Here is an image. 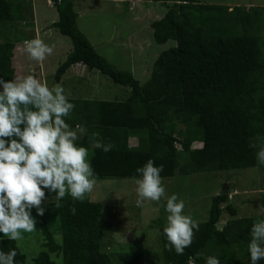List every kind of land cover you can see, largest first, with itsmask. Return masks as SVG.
Masks as SVG:
<instances>
[{
  "label": "trees",
  "instance_id": "16d2710c",
  "mask_svg": "<svg viewBox=\"0 0 264 264\" xmlns=\"http://www.w3.org/2000/svg\"><path fill=\"white\" fill-rule=\"evenodd\" d=\"M28 1L0 0V76L5 80L16 77L15 49L31 39L21 27L32 21ZM52 1L58 20L51 26L73 44L55 80L60 82L71 68H82L83 73L86 69L99 71L129 90L119 100L69 97L75 108L67 122L73 127L85 125L87 132L77 142L93 151L88 158L96 180L133 178L135 169L149 158L163 166L162 178H171L176 171L188 175L256 167L258 148L252 145L264 137V6L145 0L165 7L163 16L150 24L154 41L165 44L173 40L175 45L159 54L149 80L141 83L131 70L117 68L95 49L78 25L74 0ZM93 132L113 146L111 151L91 147ZM136 138L138 145L134 146L131 142ZM195 143L202 146L193 148ZM232 203L229 193L215 195L207 219L197 222L199 230H194L191 246L179 256L165 248L162 218L151 219L149 226L158 227L160 242L147 262L139 241L125 245L109 239L101 222L108 216L91 193L83 201L66 194L61 208L50 203L39 218L34 235L44 239V249L32 261L188 264L192 257L193 264H204L205 256L216 255L220 264H248L249 230L260 217H240L238 206ZM261 203L264 209V196ZM73 207L75 214L70 211ZM225 209L231 218L220 226ZM134 213L139 211L131 213L137 218ZM0 241V250L15 248L16 264H26L27 255L18 241L7 237Z\"/></svg>",
  "mask_w": 264,
  "mask_h": 264
},
{
  "label": "rangeland",
  "instance_id": "374dc122",
  "mask_svg": "<svg viewBox=\"0 0 264 264\" xmlns=\"http://www.w3.org/2000/svg\"><path fill=\"white\" fill-rule=\"evenodd\" d=\"M74 2V8L78 13V25L95 49L109 58L117 68L131 70L141 83L149 80L153 63L159 54L175 45L173 40L157 44L152 37L151 22L162 17L165 12V7L158 2L145 0L130 3L114 0ZM201 2L243 4L247 7L264 6V0H201ZM51 4L49 0L28 1L26 8L29 9V17L33 22L30 20V24H21V27L31 39L40 38L51 46L53 52L42 62H37L28 57L23 43H20L15 49L16 77L32 74L42 82H47L49 87L54 83H60L70 98L119 100L124 98L127 92L129 94L127 88L115 84L109 77L96 70L86 69L83 73L82 68H71L62 76L60 82L55 80L57 69L72 51L73 44L68 36L51 26L58 20L57 9L53 3ZM131 144L138 145V138ZM200 146L201 143H195L193 148ZM92 153V150L88 151L89 158L91 156L89 154ZM162 183L165 186V197L177 194L185 203L184 214L190 215L196 222L207 219L212 199L220 193H229L232 204L238 206L240 217L256 216L264 219L261 203L264 196V168L256 166L188 175L176 171L173 177L162 178ZM135 188L133 178L98 179L91 196L102 205V211L108 216L103 217L101 222L108 229L109 239L125 245L139 241L148 262L157 251L160 242L158 227H150L149 221L159 215L165 222L167 214L162 206L152 201H145L142 207H137ZM163 202L164 198L161 205ZM42 206H49L47 200ZM133 211H139L138 215L134 213L137 218L131 217ZM33 215L35 216L34 209ZM39 218L36 217L35 229L31 233H22L23 239L18 240L20 248L27 255L26 264H33L34 256L44 249V239L38 234L34 235V231L38 230ZM230 218L231 215L225 209L219 225L223 226Z\"/></svg>",
  "mask_w": 264,
  "mask_h": 264
},
{
  "label": "clouds",
  "instance_id": "9594fccd",
  "mask_svg": "<svg viewBox=\"0 0 264 264\" xmlns=\"http://www.w3.org/2000/svg\"><path fill=\"white\" fill-rule=\"evenodd\" d=\"M23 45L28 57L37 62L53 52L40 38L25 40ZM74 108L60 83L49 87L32 74L8 80L0 76V237L18 241L23 239L22 233H31L36 217L45 214L42 204L46 200L61 208L66 194L74 201H83L93 191L96 174L88 159V148L77 142L87 129L84 124L72 127L67 122ZM89 140L92 148L105 153L113 147L98 132L91 133ZM257 140L258 144L252 145L258 148L256 166L264 168V137ZM162 171L163 166L151 158L135 169L136 206L152 201L163 207L167 214L161 233L165 248L184 255L199 225L184 214L185 203L177 194L165 197ZM70 211L75 214L76 209ZM249 237L248 264H258L264 260V219L252 223ZM16 256L15 248L0 250V264H16ZM203 259L204 264H220L216 255ZM188 264H193L192 257Z\"/></svg>",
  "mask_w": 264,
  "mask_h": 264
},
{
  "label": "crops",
  "instance_id": "0c3cea01",
  "mask_svg": "<svg viewBox=\"0 0 264 264\" xmlns=\"http://www.w3.org/2000/svg\"><path fill=\"white\" fill-rule=\"evenodd\" d=\"M109 59V58H108ZM110 60V59H109Z\"/></svg>",
  "mask_w": 264,
  "mask_h": 264
}]
</instances>
